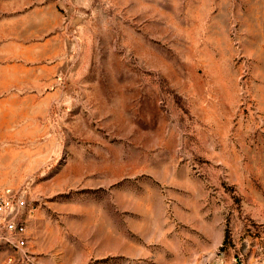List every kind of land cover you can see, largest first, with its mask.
<instances>
[{
  "label": "rangeland",
  "instance_id": "1",
  "mask_svg": "<svg viewBox=\"0 0 264 264\" xmlns=\"http://www.w3.org/2000/svg\"><path fill=\"white\" fill-rule=\"evenodd\" d=\"M0 66V264H264V0H0Z\"/></svg>",
  "mask_w": 264,
  "mask_h": 264
},
{
  "label": "built area",
  "instance_id": "2",
  "mask_svg": "<svg viewBox=\"0 0 264 264\" xmlns=\"http://www.w3.org/2000/svg\"><path fill=\"white\" fill-rule=\"evenodd\" d=\"M27 206L22 187H0V251L8 249L17 252L27 248L29 233L22 220V211ZM14 260L16 256L9 255L5 264H14Z\"/></svg>",
  "mask_w": 264,
  "mask_h": 264
},
{
  "label": "crops",
  "instance_id": "3",
  "mask_svg": "<svg viewBox=\"0 0 264 264\" xmlns=\"http://www.w3.org/2000/svg\"><path fill=\"white\" fill-rule=\"evenodd\" d=\"M3 68H4L3 66L2 67L0 66V72H1V70H3ZM5 85H6V82H4L3 80L1 81V79H0V93H4L6 91L9 93H13V92L15 93L14 88L10 85V82H9L8 86L12 87L11 90L8 89V86L6 88Z\"/></svg>",
  "mask_w": 264,
  "mask_h": 264
}]
</instances>
